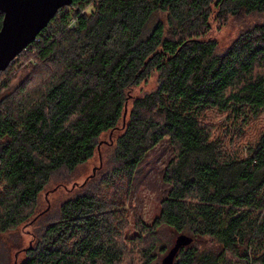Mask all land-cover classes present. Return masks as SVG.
Wrapping results in <instances>:
<instances>
[{
  "label": "trees",
  "instance_id": "16d2710c",
  "mask_svg": "<svg viewBox=\"0 0 264 264\" xmlns=\"http://www.w3.org/2000/svg\"><path fill=\"white\" fill-rule=\"evenodd\" d=\"M243 13L263 20L218 50L213 22ZM3 20L0 10V30ZM27 53L32 65L14 86L11 67ZM154 73L158 86L134 96ZM212 112L234 125L264 117V0H73L0 71V234L37 221L52 176L87 163L121 125L106 187L130 188L163 140L174 151L170 189L153 223L139 224L137 254L121 235L122 197L99 187L66 199L21 264H162L163 225L194 238L173 264H264V125L229 150ZM206 237L214 247L200 249Z\"/></svg>",
  "mask_w": 264,
  "mask_h": 264
},
{
  "label": "rangeland",
  "instance_id": "374dc122",
  "mask_svg": "<svg viewBox=\"0 0 264 264\" xmlns=\"http://www.w3.org/2000/svg\"><path fill=\"white\" fill-rule=\"evenodd\" d=\"M260 15H229L225 20L213 22L211 37L217 41L218 50H225L233 40L245 29L247 25L262 21ZM33 53L21 55L10 72L16 74L13 85L17 86L24 76L23 71L31 67ZM159 84V75L154 73L147 81L143 82L134 91V96L144 94L155 89ZM209 124L214 128V134L220 137L229 150H239L247 143L257 139L258 134L264 125V117L253 119L249 124L238 122L236 125L222 112H212L209 115ZM123 132L121 125L117 130L104 133L99 142L95 155L85 164L79 166L74 171L60 169L51 179V183L42 193L37 209L40 214L39 219L30 224H25L17 229L0 234V264H21L25 259V249L34 243L35 231L41 230L48 221L59 216L60 205L69 197L79 194L88 188L97 190L101 187L109 195L121 199V207L117 210L124 215L125 223L121 228V235L126 241L130 254H137L139 246H135V241L142 235L139 224H152L159 215L163 199L167 196L170 185L163 181L164 171L168 162L174 155L173 147L168 139L163 140L154 148L138 167L132 181L131 189L127 187L124 180L117 179L106 187V181L114 167L115 141L119 134ZM97 169V171H96ZM95 172L96 175L91 183L84 189L83 185L87 178ZM187 232L186 234H188ZM179 234L173 229L162 226L157 231L156 252L163 257L174 245ZM146 237V246L152 242L151 237ZM197 245L200 249L213 248L211 238L199 239ZM139 244V243H138ZM142 246V245H141ZM144 246V243H143ZM161 248L166 249L161 251ZM130 260L124 264H130Z\"/></svg>",
  "mask_w": 264,
  "mask_h": 264
},
{
  "label": "water",
  "instance_id": "95a60500",
  "mask_svg": "<svg viewBox=\"0 0 264 264\" xmlns=\"http://www.w3.org/2000/svg\"><path fill=\"white\" fill-rule=\"evenodd\" d=\"M73 0H0L4 13L0 30V71L5 70L55 17L58 10ZM188 234L177 236L174 245L163 257L162 264H173L182 246L192 243Z\"/></svg>",
  "mask_w": 264,
  "mask_h": 264
}]
</instances>
